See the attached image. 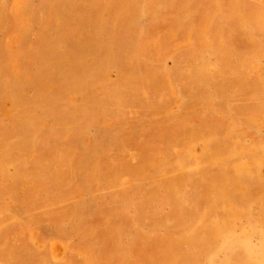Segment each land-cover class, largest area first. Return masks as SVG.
Masks as SVG:
<instances>
[{
    "label": "rangeland",
    "instance_id": "1",
    "mask_svg": "<svg viewBox=\"0 0 264 264\" xmlns=\"http://www.w3.org/2000/svg\"><path fill=\"white\" fill-rule=\"evenodd\" d=\"M0 264H264V0H0Z\"/></svg>",
    "mask_w": 264,
    "mask_h": 264
}]
</instances>
